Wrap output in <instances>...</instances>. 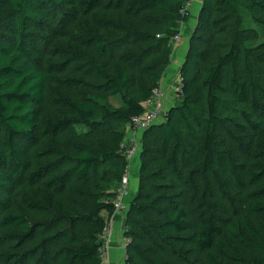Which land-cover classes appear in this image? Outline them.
Listing matches in <instances>:
<instances>
[{
    "label": "trees",
    "instance_id": "obj_1",
    "mask_svg": "<svg viewBox=\"0 0 264 264\" xmlns=\"http://www.w3.org/2000/svg\"><path fill=\"white\" fill-rule=\"evenodd\" d=\"M188 1L139 3L144 8H160L177 29L168 26L165 34L170 37L158 35L161 38H153L155 45L138 52L121 51V47L148 42L152 40L149 34L114 21H101L95 15L96 22L124 35L108 41L92 34L86 40V45L106 60L79 57L77 69L91 78L87 80L52 77L38 64L37 48L46 42L43 34L52 27L46 15L58 14L69 0H0V244L7 246L0 253V264H104V237L115 216V190L128 172V163L120 153L126 137L113 125L128 126L133 117L143 114L142 104L153 90L160 89L171 63L169 42L179 30L180 11ZM224 4L236 10V0H224ZM250 9L261 17H255ZM246 10L264 29V0H250ZM239 35L230 52L207 71L202 82L204 99L197 95L199 90L191 88L195 74L182 71L184 100L181 97L182 102L167 112L163 126L155 127L162 130L167 151L161 169L151 176L162 177L164 183L147 187L140 194L143 202L132 204L131 212L141 221L131 222L136 226L127 232L126 238L131 240L129 264H168L164 245L181 240L190 228L191 209L182 200L175 180L167 179L162 171L168 167L171 175L180 177L190 165L193 147L204 158L203 173L214 168L236 186L243 185L239 166L228 151L219 150L218 140L219 132L227 131L229 125L244 134L239 148L246 153L248 146L243 139L264 132V97L251 103V113L240 111L242 123L222 118L219 94L228 70L236 65L246 46V38L242 35L239 39ZM197 57L203 58L204 53L192 47L189 64H195ZM50 66L60 69L63 64ZM232 77L235 97L246 106L243 85L236 83L235 74ZM51 80L63 88L76 85L77 89L69 94L53 89L54 102L62 112L47 121L43 133L69 137L62 141L50 138L45 149L34 154L32 147L41 137L40 107L46 102ZM109 97L120 98L123 105L115 107ZM261 141L264 162V137ZM255 169L249 173V206L237 225L223 228L214 214L219 208L206 201L207 189L200 197L195 243L208 264H264V163ZM194 173L187 175L188 181ZM218 183L227 196L224 183L219 179ZM152 213L159 218L151 219Z\"/></svg>",
    "mask_w": 264,
    "mask_h": 264
},
{
    "label": "rangeland",
    "instance_id": "obj_2",
    "mask_svg": "<svg viewBox=\"0 0 264 264\" xmlns=\"http://www.w3.org/2000/svg\"><path fill=\"white\" fill-rule=\"evenodd\" d=\"M142 1L147 0H69L58 14L52 16L47 13L49 14L46 15L47 19L52 21V27L48 33L43 34L46 37V42L37 48L38 64L41 71L52 77L58 75L62 78L84 77L87 80L91 79L77 69V65L81 63L79 57L90 55L104 63L106 60L100 56L94 47L86 45V40L91 39L92 34L108 41L121 38L124 35L112 26L102 25L99 21L96 22L95 15L101 21H114L118 25L147 33L152 37V40L144 43L130 42L121 47V51L138 52L141 48L155 45L154 37L167 35L165 31L168 26L174 30L177 29L174 21L170 20L164 11L158 7L144 8L139 4ZM249 4L250 0H236V10L233 11L224 4V0L196 1V5L190 12L187 25L183 29L182 40L171 54L170 66L177 63L176 74L180 84L178 85L177 81L173 84L174 91H176V93L173 92V97L176 99L173 101L175 106L184 100L182 71H191L195 74L190 84L191 88L195 91L199 90L200 93L197 95L204 99L202 82L207 76V71L216 64L219 57L230 52L238 32L240 33L239 39H242V35L246 38L244 41L246 46L243 48L236 65L228 70L223 92L219 94L222 100V118L236 119L237 123H242L243 117H239L240 111L251 113V103L255 100L260 102L261 98L264 97V29L253 21L249 11L255 17H261V15L251 9L246 10ZM60 15L63 16V19L57 20ZM33 30L40 33L38 29ZM167 36L170 37L169 34ZM192 47L196 51L204 53L203 58H195V64L188 62V55ZM178 49L180 51L177 53ZM153 58H156V54H153ZM50 64H63V67L54 69L51 68ZM232 74H235L236 83L243 85L246 106L241 103V99L235 97L231 86ZM56 88L61 89L64 94H69L72 91L75 93L77 86L67 89L66 87L63 88V85L57 80H51V89L47 93L46 102L40 107L41 137L38 138V144L32 147L34 154L45 149L50 138L62 141L69 137L67 134L48 136L43 133L47 121L52 120L62 112L54 102L56 95L53 89ZM252 88H254V93L251 92ZM179 89H181L179 96L180 99L182 97V100L176 98ZM109 101L115 107L123 105L120 98L109 97ZM262 103H264L263 100ZM161 123H164L163 120ZM113 127L124 133V137H128L131 133L130 128L126 125L114 124ZM242 135L244 134L228 125L227 131L219 132L218 139L219 150L228 151L234 163L239 166L238 173L240 181L243 183L241 188L236 186L226 174H222L214 168L203 173L204 158L197 147L191 149L190 165L180 177H176L175 174L171 175L168 167L162 171L167 179L173 178L175 180L179 191L182 193V200L192 212L190 228L180 236L182 239L172 241L171 245H164L166 252L163 256L168 264H208L206 258L198 254L195 243L198 236L197 224L200 213L198 204L204 189L208 191L206 201L219 208V211L214 210V214L219 218V223L223 228L237 225L241 216L246 214L249 206L246 195L252 188L249 173L256 171L255 165L264 163L263 157L260 155L263 151L261 137H264V132L262 136L249 135L243 139L248 146L246 153H243L239 148ZM137 136L141 142V150L128 168L127 177L131 181V188L129 196L126 198L127 208L120 213L122 221L125 223V238L128 229L136 226L131 222L141 221L136 213L131 212L132 204L143 202V199H140V194L145 192L147 187L164 183L162 177L154 178L151 176L161 169V163L167 151L166 148H163L164 135L162 130L154 127L148 132L137 133ZM190 141L192 142L191 138ZM191 171H195V173L192 175L191 181H188L187 175ZM218 179L224 183L227 196L222 193ZM158 218V214L152 213L151 219ZM5 249L7 246L0 244V253ZM104 259H108L106 252L103 253V261ZM27 264H30V261Z\"/></svg>",
    "mask_w": 264,
    "mask_h": 264
},
{
    "label": "built area",
    "instance_id": "obj_3",
    "mask_svg": "<svg viewBox=\"0 0 264 264\" xmlns=\"http://www.w3.org/2000/svg\"><path fill=\"white\" fill-rule=\"evenodd\" d=\"M196 0H189L185 7L180 11L181 20L179 21V30L176 35L170 40L169 47L173 50L177 48V45L182 40L183 29L186 27V20L188 19L190 12L195 5ZM161 38V36H158ZM179 80V79H178ZM177 80L178 85L179 82ZM181 89L177 91V99H180ZM163 92L161 89L153 90L151 97L142 104L143 114L141 116L133 117L131 122L128 124V127L131 130V133L120 145V153L125 157L128 168L130 164L136 159L140 150L141 142L137 136V133L146 132L153 125L161 123L162 120L166 118L167 112H165L162 105ZM131 188V181L127 174L121 179L115 190V200H114V209L115 214L122 213L126 210V198L129 196ZM111 235V222L108 226V229L105 233V237H110ZM105 237H104V248L102 251V256L105 250ZM131 243L130 239H124V259L122 264L128 263V245Z\"/></svg>",
    "mask_w": 264,
    "mask_h": 264
},
{
    "label": "crops",
    "instance_id": "obj_4",
    "mask_svg": "<svg viewBox=\"0 0 264 264\" xmlns=\"http://www.w3.org/2000/svg\"><path fill=\"white\" fill-rule=\"evenodd\" d=\"M179 51L180 50L178 49L177 53ZM176 64L177 63H173L171 66L168 67L160 87L163 92L162 105L164 107L165 112H168L175 106L173 101L176 99H174L173 97V92L176 93V91H174L175 88L173 84L176 83V81L178 80V76L176 74ZM124 227L125 223H123L122 221L121 214H115L113 220L111 221V235L108 238L105 237L106 242L104 252L107 253L108 259H104V264H122V261L124 259V239H126Z\"/></svg>",
    "mask_w": 264,
    "mask_h": 264
},
{
    "label": "water",
    "instance_id": "obj_5",
    "mask_svg": "<svg viewBox=\"0 0 264 264\" xmlns=\"http://www.w3.org/2000/svg\"><path fill=\"white\" fill-rule=\"evenodd\" d=\"M172 109H170L168 112H170ZM164 125V123H158V124H155V125H153L150 129H152V128H154V127H156V126H163Z\"/></svg>",
    "mask_w": 264,
    "mask_h": 264
}]
</instances>
